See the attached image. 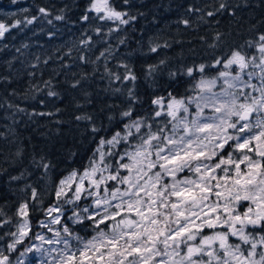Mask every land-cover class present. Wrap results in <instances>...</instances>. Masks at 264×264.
I'll list each match as a JSON object with an SVG mask.
<instances>
[{
  "label": "snow or ice",
  "instance_id": "6c2138e0",
  "mask_svg": "<svg viewBox=\"0 0 264 264\" xmlns=\"http://www.w3.org/2000/svg\"><path fill=\"white\" fill-rule=\"evenodd\" d=\"M123 3L129 5V0ZM229 9L225 0H220L218 7L208 11L207 16L213 17ZM91 11L100 14L97 19L102 21L128 24L136 19L128 12L117 10L110 0H91L80 19L87 21ZM188 11L201 9L189 8ZM38 13L47 15L48 11L40 7ZM35 19L34 16L26 23L31 24ZM55 19L63 20L64 16L57 15ZM199 19L204 20V16ZM180 22L191 26L187 19ZM18 24L19 20L10 26L0 22V37L9 27L15 28ZM255 28V25L250 26L251 30ZM95 31L99 33L101 29L97 27ZM111 31L114 29H109ZM80 43L87 46L89 41L81 40ZM120 43L125 41L121 39ZM225 43L223 34L217 32L208 47L216 49ZM159 47H150L149 51L155 53ZM253 48L259 54V63L256 53L251 57L247 55V50ZM226 51L229 52L227 56L216 57L212 64L202 63L184 70L188 77L194 78L196 72L201 74L190 86L196 92L194 96L177 97L169 93L167 98H153L151 104L156 108L143 116L136 115L131 102L138 97L129 88L130 103L120 112L122 120L128 122L111 138L101 137L93 150L99 155V163L95 155L89 157L84 170L69 172L59 181L54 193L56 201L63 198L64 203L70 205L82 200L85 192L94 198L91 205L82 209L87 215L73 212L70 219L75 223L91 222L95 235L85 239L74 234L63 225V207L52 204L44 209L48 219L39 221V226L53 232V237L48 239L39 233L35 236L52 247L41 249L33 245L25 248L21 256L35 248L50 257V264H264V31L242 45L227 46ZM106 54L111 55L109 49L102 51L96 60ZM79 59L89 62L84 55ZM164 63V60L159 61V65ZM159 65H148L146 75L155 73ZM250 65L260 71L259 74L247 72L245 80L243 74ZM217 66H222L223 70L211 79L204 77V73ZM117 67L124 69L122 76L112 72L106 64L105 73L117 81L137 80L127 63ZM176 75V72H169L170 77ZM257 75L259 84L252 83L253 76ZM84 78L82 75L81 79ZM220 80L223 83L219 91H214ZM80 82L76 80L71 87L76 88ZM44 83L47 86L50 81ZM48 95L56 96L57 93L48 91ZM192 104H195L194 111H190ZM205 109H211V114H206ZM16 111L24 109L17 107ZM75 119L88 121L93 133L100 131L91 116ZM105 146H108L107 152L102 151ZM117 147L123 151L112 150ZM20 155L21 150L17 149L15 156ZM42 167L47 170L50 164L43 163ZM121 170L127 174L122 175ZM185 170L191 175L178 178L177 174ZM105 172H108L106 176ZM108 181L124 187L101 189ZM66 187L72 193L71 198ZM28 189L30 196L17 208L16 215L20 219L13 225L16 231L0 235V241L11 238L8 252H13L30 235L29 215L35 210L30 201L42 203L38 190L26 185L22 191ZM11 223L12 218L0 219V226ZM53 225L63 226L54 229ZM73 240L76 245L71 242ZM0 264H11L3 247H0ZM18 264L23 262L18 261Z\"/></svg>",
  "mask_w": 264,
  "mask_h": 264
},
{
  "label": "trees",
  "instance_id": "16d2710c",
  "mask_svg": "<svg viewBox=\"0 0 264 264\" xmlns=\"http://www.w3.org/2000/svg\"><path fill=\"white\" fill-rule=\"evenodd\" d=\"M10 1L0 0V6L7 7ZM219 2L129 0V6L123 0H110L117 10L136 17L128 24H120L116 40L111 39L116 34L114 31L108 34L112 28L97 19L100 14L91 11L87 21L80 19L91 0H24L12 5H23L24 10L11 15L0 13V22L6 26L20 21L0 37V133L3 134L0 136V219L12 218L11 224L0 226V235L16 231L13 225L20 219L16 215L18 205L30 196V189L22 191L26 185L35 187L42 200L40 204L30 201L35 209L29 215L34 227L36 218L41 217L39 210L57 202L54 193L60 179L72 170L81 172L89 157L97 156L93 150L101 137L110 138L128 122L122 120L120 112L130 103L129 88L138 97L131 102L136 115L143 116L156 108L151 104L153 98H167L169 93L177 97L193 93L190 86L201 74L196 72L194 78L188 77L184 74L187 67L212 64L216 57L229 54L227 46L242 45L264 31V0L246 3L225 0L229 11L208 17L207 12L214 11ZM40 7L47 9L48 14L38 13ZM189 8L201 11L189 12ZM57 15H63L64 19L56 20ZM34 16L36 19L31 24L35 26L26 23ZM201 16L204 20L199 19ZM183 19L189 20L191 26L181 23ZM251 25L256 26L255 30L250 29ZM35 27L37 32L28 34V29ZM97 27L101 29L99 33L95 31ZM217 32L223 34L226 43L216 49L209 48ZM100 36L113 45L108 46L111 55L97 61L101 46L106 45ZM121 39L125 43L121 44ZM81 40H88L89 44L85 46ZM157 45H160L157 52L149 51ZM253 53H256L254 48L247 50L249 57ZM81 55L89 62L81 61ZM160 60L165 63L159 65ZM120 63L132 68L137 76L135 82L117 81L105 73L106 64L122 76L124 69L117 67ZM153 64L159 65L157 71L146 75L147 66ZM219 69L218 66L209 69L204 76H214ZM169 72L177 75L170 77ZM82 75L86 78L81 79ZM76 80L80 84L71 87ZM45 81L50 84L46 86ZM116 88L122 91L115 92ZM48 91L57 95L49 96ZM17 107L24 111H16ZM77 116L93 117L100 131L93 133L92 125L86 120L77 121ZM109 116L113 119L109 120ZM17 149L21 150L19 157L15 156ZM43 163H49L50 167L45 170ZM13 176L21 179L12 180ZM71 229L89 233L83 224ZM9 242L11 238L5 237L0 246Z\"/></svg>",
  "mask_w": 264,
  "mask_h": 264
},
{
  "label": "rangeland",
  "instance_id": "374dc122",
  "mask_svg": "<svg viewBox=\"0 0 264 264\" xmlns=\"http://www.w3.org/2000/svg\"><path fill=\"white\" fill-rule=\"evenodd\" d=\"M19 1H24V0H16L15 3H13L12 0H11L10 3H9V5L7 7H1L0 6V13L11 15V14L16 13L19 10H24L25 7L23 5L22 6H18V7H13L12 6V5L16 4ZM31 25L32 26H35V24H31ZM104 25L105 26L108 25L109 28L111 27L112 29H114V32L116 34L113 35L111 37V39L112 40H116V38L118 36V33H119V28H120L119 22L118 21H104ZM28 28H31V26L28 27ZM34 32H37V28L36 27L34 28V30H29L28 29V34L29 33H34ZM110 33L111 32H108V34H110ZM103 38H104L103 36H100V41H105L106 40V45L104 44L103 46H101L100 53L102 51H104L105 49H109L110 50L111 49L110 47L113 45V44H111L110 41H108L107 39L104 40ZM110 44H111V46H110ZM108 46H110V47H108ZM256 56H257V63H259V58H258L259 57V54L256 53ZM218 67H220V69L218 71L223 70L222 69V66H218ZM259 71L260 70L258 68H253L250 65L249 68L246 69L245 70V73L243 74L244 75V79L247 80V72H256L257 74H259ZM216 75L217 74H215L214 76H216ZM214 76H210V77L204 76V77L205 78H208V79H211ZM251 82L252 83H255V84H259L258 75L257 76H253ZM222 83H223L222 80L218 81L216 87L213 90L214 91H219L220 86H221ZM246 91H252V90L251 89H246ZM195 94H196V92L193 91V93L191 94V96H194ZM254 94H257V93H254ZM194 110H195V104H192L191 105V108H190V111H194ZM205 112H206V114H209L210 115L211 114V109H205ZM163 119L170 120L171 118L164 117ZM170 127H171V125H169V129H170ZM154 128H155V125H154ZM108 150H109L108 149V146H105L102 149V151H105V152H107ZM112 150L115 151V152H121V151H123V149L121 147H117V148H114ZM96 160L99 163V155H98V153H97V156H96ZM106 162H109L107 160V158H106ZM100 166L102 167L103 165L100 164ZM109 171H112V169H109ZM121 173H122V175H126L127 174L126 172H124V170H121ZM107 174H108V172H105L104 173L105 176ZM67 175H65L62 178L67 177ZM177 175H178V178H181L182 179L184 176L191 175V173H188L187 170H185V174L179 173ZM165 180H169V178L168 177H165ZM85 183H87V182H85ZM106 186H115V187H121V188L124 187L122 185H117L113 181H108L107 182V185H102L101 186V189H103ZM89 190H92V189H89ZM65 191L68 193V197L71 198V194L72 193L70 191H68L67 187L65 188ZM73 191H74V189H73ZM100 194L103 195L102 190H100ZM93 199L94 198L88 197L87 196V193L85 192L84 194H82V200L76 201L74 204H71L70 205V204L64 203V199L63 198L60 201H57L56 203H54V204L61 205L63 207V209H64V213L61 214V220L63 222V225H67L71 229L72 226H77V225L79 226V224H83V228L85 230H88L89 233L84 234V233L78 232L77 230H72V229L71 230H72V232L74 234H79L81 237H84L85 239H89L93 235H95V232L93 230V226L91 225V222L85 220V221H83L81 223H75L73 221V219H70V217H72L73 212H77V213H79L82 216L87 215L86 213H83L82 212V209L85 208L88 205H91L92 202H93ZM113 203H116V202L114 201ZM50 205H52V204H50ZM50 205H47L46 207H43L42 209L39 210V213L41 214V217H39L38 220L36 218V223L34 224L35 225L34 227H33V224L31 223L30 218H29V222L31 224L30 235H29V237H26L25 238V240H24V242L22 244L17 245L16 249L13 252H8L7 251V245L0 246V247H3L4 248V254L7 255V256H9V259H10L11 264H18V261H22L23 264H45V262L47 261L50 264V257L48 255H43L42 252H37L35 250V248H33V251L27 252L23 256H21V253L25 252V248L32 247L33 245H35L36 247H39L41 249H47V248H51L52 247V245H49L47 243H44V242H42L40 240L35 239V236L38 233L41 234V235H44L48 239H51L53 237V235H54L53 232H49L46 228H43V227L39 226V221H41V220H47L48 219L47 217H45L44 209L48 208ZM53 215H55V213ZM63 225H53L52 227L54 229H60V228H62ZM61 234L64 235L63 233H61ZM71 242L73 243V245H76V243H77L75 240H73ZM57 247H63V246L62 245H58ZM52 255L55 256L56 253H52Z\"/></svg>",
  "mask_w": 264,
  "mask_h": 264
}]
</instances>
